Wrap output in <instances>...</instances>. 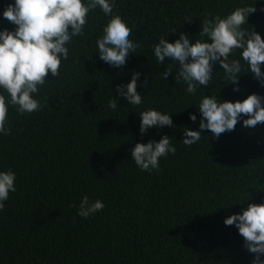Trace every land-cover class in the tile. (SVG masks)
<instances>
[{"label":"trees","instance_id":"1","mask_svg":"<svg viewBox=\"0 0 264 264\" xmlns=\"http://www.w3.org/2000/svg\"><path fill=\"white\" fill-rule=\"evenodd\" d=\"M10 3L15 0H0V31L17 27L3 17ZM114 3L112 14L123 18L132 30L129 39L140 45L125 65L113 67L99 57L96 40L110 16L97 7L89 11L83 34L66 45L59 76L49 73L33 94L42 107L20 114L8 105L10 134L0 133V171L16 174V191L0 210V264H252L244 238L224 220L250 203H264V123L245 128L242 116L234 131L213 137L199 127L198 104L204 95L232 102L253 93L264 97V86L236 50L232 58L246 71L238 76L239 91L224 83L215 62L209 85L189 94L186 84L175 82L178 61L165 57L159 65L153 45L161 37L174 42L181 32L192 43L204 16L224 17L251 5L257 10L242 27L264 39V0ZM168 68L173 72L165 80ZM134 72L140 73L141 105L116 92ZM0 94L8 98L2 88ZM112 99L115 110L108 107ZM147 109L169 114L174 127L142 135L139 113ZM185 127L200 131L201 139L185 145ZM163 135L176 152L161 157L158 170H141L131 149ZM85 195L105 205L86 219L77 214Z\"/></svg>","mask_w":264,"mask_h":264},{"label":"clouds","instance_id":"2","mask_svg":"<svg viewBox=\"0 0 264 264\" xmlns=\"http://www.w3.org/2000/svg\"><path fill=\"white\" fill-rule=\"evenodd\" d=\"M114 0H15L3 11V17L17 27L14 31H0V88L8 94V98L0 94V133L10 134L6 127L8 105L16 106L20 114L38 111L42 105L33 94L45 84L48 74L59 76L61 57L68 58V48L73 37L83 34L90 10L99 7L110 16L103 27V35L96 40L97 52L101 60L113 67L125 65L130 53L140 47L129 37L132 30L123 18L113 13ZM257 9L251 6L236 7L224 17L220 15L204 16L201 21L199 38L190 43L183 32L174 42L161 37L153 45L154 55L158 64L165 57L178 61L175 71V82L187 85L186 92L194 94L198 86L207 87L212 79L213 64L218 62L224 71L225 84L232 83L234 90L239 91L238 76L242 72L240 59L232 58L236 50L247 64L261 86H264V39L254 30L248 31L242 26L247 24V17ZM261 10H264L262 8ZM190 18H186V21ZM207 38V39H205ZM165 69L163 79L172 73ZM139 72L132 73L127 84L116 85V92L131 105L143 103L137 92ZM146 85V79H145ZM126 89V90H125ZM261 97L255 93L249 94L243 100L220 101L217 96L204 95L198 104L201 113L200 129H208L213 137H219L225 132L235 130L242 116V127L254 128L264 123V106ZM117 100L108 102V107L115 110ZM139 132L143 135L149 128L164 126L174 127L169 114L154 109L139 113ZM189 118L195 122L196 115L189 113ZM201 139V132L184 128L183 143L191 146ZM176 148L170 143L168 135H163L159 141L149 140L146 143L137 142L131 149V157L143 171L151 172L159 169V160L168 153L174 154ZM16 174L11 170L0 171V210L9 192H15ZM73 205H69L72 207ZM105 207L100 200L90 202L85 195L79 205L78 215L88 218ZM225 225H235L244 238V247L254 254L252 264H264V203H250L241 213L227 216Z\"/></svg>","mask_w":264,"mask_h":264}]
</instances>
